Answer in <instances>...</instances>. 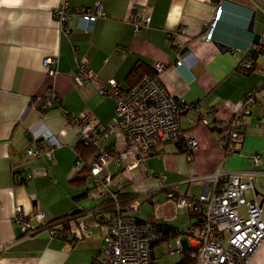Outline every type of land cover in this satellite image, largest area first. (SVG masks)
Listing matches in <instances>:
<instances>
[{
  "label": "crops",
  "instance_id": "1",
  "mask_svg": "<svg viewBox=\"0 0 264 264\" xmlns=\"http://www.w3.org/2000/svg\"><path fill=\"white\" fill-rule=\"evenodd\" d=\"M62 1L0 0V264H94L95 255L105 247L104 233L95 223L98 216L111 214H97L95 209L106 197L96 195L92 176L84 185L70 182L77 171L75 146L80 141L72 118L86 114L91 123L108 125L117 117L114 99L100 94L95 84L76 82L77 60L84 57L98 80H115L124 91L135 88L143 74H151L156 62H164L161 81L167 90L200 108L181 121L184 132L198 141L191 156L181 147H187L185 138L162 140L155 153L127 170L130 158H117L127 148L123 134L112 132L97 143L99 149L112 152L106 170L112 174V190L139 196L134 200L141 203L135 218L166 221L181 230L199 222L189 209L177 207L167 197L166 188L157 181L159 175L176 196L196 197L205 185L201 176L217 170H260L254 189L245 192L249 200L260 202L264 196V75L259 70L243 72L239 65L254 44L264 48V0H69L74 9L92 8L99 2L105 15L97 17L92 32L78 29L75 17L68 33L53 17ZM218 5L223 12L207 40L204 35ZM134 7L151 12L150 24L136 32L130 20ZM179 52L184 62L175 66ZM47 56L57 58L53 74L43 66ZM255 59L257 68L264 64L262 55ZM137 65L141 67L136 69ZM254 88L259 90L257 103L238 135L224 146L221 139L227 121ZM50 92L59 98L56 105L37 104ZM201 113H210L208 124L200 121ZM48 134L61 142L53 149V158L45 153ZM30 147H39L42 153L28 156L25 150ZM227 147L236 152H227ZM255 155L261 157L258 165L253 162ZM147 203L153 210L139 215ZM18 208L30 218V231L22 229ZM240 208L245 214L246 207ZM73 210L82 211L66 223L54 221ZM37 213L43 218H37ZM80 222L87 224L85 232ZM44 223H51L54 231ZM160 244L154 246L155 262ZM248 264H264V241Z\"/></svg>",
  "mask_w": 264,
  "mask_h": 264
},
{
  "label": "built area",
  "instance_id": "2",
  "mask_svg": "<svg viewBox=\"0 0 264 264\" xmlns=\"http://www.w3.org/2000/svg\"><path fill=\"white\" fill-rule=\"evenodd\" d=\"M223 8L216 7L214 19L204 38H212L214 26L221 17ZM105 15L99 2L92 8H77L70 6L69 0H63L53 11V17L63 33L71 30L70 23L76 17L75 26L83 31H94L97 17ZM130 20L133 21L134 31L151 22L149 9L133 8ZM264 58V48L261 44H254L245 61L240 63L239 69L243 72L259 70L264 75V64L257 68L256 56ZM182 54L179 52L175 66L183 64ZM57 58L47 56L43 60L44 68L50 73L55 72L54 66ZM167 64L156 62L151 74H144L140 83L133 89L124 91L115 80L100 81L90 66L88 58L77 60L75 80L79 85L95 84L100 94L111 97L116 104V118L114 122L91 123L87 115L72 118V123L79 129L80 139L87 145L97 144L107 139L112 132L123 134L127 148L118 155V161L130 158L125 164L127 170L137 167L147 155L155 153L159 141L175 142L185 138L187 154L198 149V141L191 134H186L181 126V121L189 111L200 112L199 105L187 102L170 93L161 81V74ZM264 86V81L262 85ZM258 89L248 91L242 98L240 108L227 121L223 131L222 144L238 135L239 127L243 120L250 114L251 108L257 103ZM59 98L54 92L41 96L37 104L49 108L56 105ZM212 118L210 113L200 115V121L208 124ZM215 118V117H214ZM214 120L217 121L215 118ZM49 149L45 152L53 158V149L61 146V142L53 134L45 136ZM227 152L236 150L227 147ZM42 153L39 147L27 148L25 154L38 156ZM111 150L100 149L98 157L89 163L94 181L93 187L97 196L116 199L112 190V174L106 172L112 156ZM254 164L261 162V157H253ZM85 166L82 160L75 163L76 170ZM150 175V173H148ZM260 175V170H245L243 172L215 173L201 176L205 185L199 196H176L172 187L164 186L163 175L156 176L160 187L166 188L168 198L175 200L179 208H187L199 218V222L189 226L178 235L166 236L164 229L158 222H143L131 216L128 212L136 211L140 202L134 201L127 208L126 213L118 212L115 217L97 218L96 227L104 233L105 247L94 257V264H153L154 246L157 243H166L171 251H181L186 246L194 249L195 264H248L252 254L264 241V213L259 200H249L245 192L254 189L255 181ZM199 179V177L193 179ZM118 206V202L116 201ZM245 206V214L240 212V207ZM119 210V207L117 208ZM17 219L20 220L22 229L30 231L29 217H26L21 208L16 210ZM35 216L43 218L42 213ZM82 232L87 224L79 223ZM54 231V229H52ZM36 230H33L34 232ZM174 239L175 249L169 243ZM170 250L168 252H171Z\"/></svg>",
  "mask_w": 264,
  "mask_h": 264
},
{
  "label": "trees",
  "instance_id": "3",
  "mask_svg": "<svg viewBox=\"0 0 264 264\" xmlns=\"http://www.w3.org/2000/svg\"><path fill=\"white\" fill-rule=\"evenodd\" d=\"M141 65H137L136 69H139ZM145 70V68L143 69ZM153 72V70H152ZM144 75V74H143ZM40 105V104H39ZM160 142V141H159ZM182 142V141H181ZM181 147H184V153H186L187 147L182 144ZM76 153L78 155L77 160H82L85 163V166L81 170L76 171V175L70 179V182L72 184H80L84 185L88 179L89 176H92L91 169L89 167V159L91 157L97 158L98 157V152H99V147H97V144H85L81 139L75 146ZM109 151L111 150L110 148L108 149ZM76 160V161H77ZM76 163V162H75ZM116 193V199L107 197L105 203H102L100 206H98L95 209V213H108L111 214L109 217L106 215H100L97 218H109L111 219L112 217H115L118 212L120 213H126V208L134 201L136 200L139 196L135 195L134 193H129V192H124L122 189L115 190L113 189ZM116 201L119 203L118 206L116 204ZM119 207V210L117 209ZM82 210H73L70 214L56 218V220H60L61 222H67L66 219L68 217H77L78 213H80ZM137 219V218H136ZM138 220V219H137ZM160 226L164 229L165 235L172 236L178 235L180 232L183 230L177 229L173 226H171L168 222L166 221H157ZM44 227H49L50 229H54V227L51 225V223H44ZM160 243L155 244L158 245ZM154 253V252H153ZM195 257H194V249L191 246H186L181 250V259L176 263V264H195ZM153 264H157L155 262V258H153Z\"/></svg>",
  "mask_w": 264,
  "mask_h": 264
},
{
  "label": "rangeland",
  "instance_id": "4",
  "mask_svg": "<svg viewBox=\"0 0 264 264\" xmlns=\"http://www.w3.org/2000/svg\"><path fill=\"white\" fill-rule=\"evenodd\" d=\"M248 194V193H247ZM246 194V197L249 198V195ZM85 199V198H83ZM141 204V203H140ZM150 209V210H148ZM153 207L150 204H144L142 205L139 215L143 214L144 212L147 213L149 211H152ZM264 210V207H263ZM243 211V208H240V212ZM136 212L130 213L131 216L135 217ZM242 213V212H241ZM170 245L172 246V249H175L174 240L169 241ZM156 249V261L157 264H176L181 259V251H171L166 245V243L162 242ZM171 252H168V251Z\"/></svg>",
  "mask_w": 264,
  "mask_h": 264
},
{
  "label": "water",
  "instance_id": "5",
  "mask_svg": "<svg viewBox=\"0 0 264 264\" xmlns=\"http://www.w3.org/2000/svg\"><path fill=\"white\" fill-rule=\"evenodd\" d=\"M256 38H255V41H258L259 40V36L258 35H256L255 36ZM260 206L262 207L263 205H264V196H262V198L260 199Z\"/></svg>",
  "mask_w": 264,
  "mask_h": 264
}]
</instances>
